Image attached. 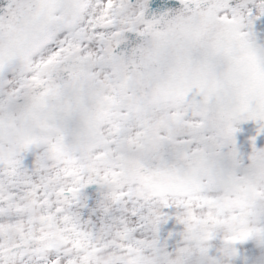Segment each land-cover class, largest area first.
I'll return each instance as SVG.
<instances>
[{"label": "snow or ice", "instance_id": "1", "mask_svg": "<svg viewBox=\"0 0 264 264\" xmlns=\"http://www.w3.org/2000/svg\"><path fill=\"white\" fill-rule=\"evenodd\" d=\"M0 264H264V0H0Z\"/></svg>", "mask_w": 264, "mask_h": 264}]
</instances>
